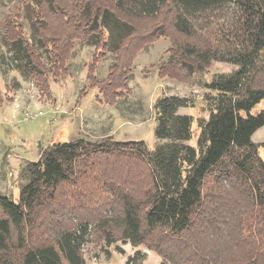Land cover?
<instances>
[{"label":"trees","instance_id":"obj_1","mask_svg":"<svg viewBox=\"0 0 264 264\" xmlns=\"http://www.w3.org/2000/svg\"><path fill=\"white\" fill-rule=\"evenodd\" d=\"M27 4L50 66L15 21L5 26L1 63L34 79L43 93L49 94L50 78L66 73L74 41L90 35L97 36V52L114 37L116 60L101 81L109 102L124 86L122 74L136 53L159 36L171 38L175 54V67H161V76L202 71L213 61L239 69L210 83L216 94L208 100L209 118L199 122L196 146L184 143L193 138L194 120L177 113L188 102L179 96L154 104L156 135L168 142L153 152L144 141L110 137L53 143L32 165L17 199L0 194V264H85V242L119 240L146 245L162 264H264V160L252 140L264 126V111L251 112L264 99V0ZM227 4L239 11L234 32L199 33L190 21ZM147 24L153 26L150 37ZM144 258L137 251L126 264H143Z\"/></svg>","mask_w":264,"mask_h":264},{"label":"rangeland","instance_id":"obj_2","mask_svg":"<svg viewBox=\"0 0 264 264\" xmlns=\"http://www.w3.org/2000/svg\"><path fill=\"white\" fill-rule=\"evenodd\" d=\"M28 2L0 0V194L12 199H17L29 183L32 165L55 142L81 138L98 142L110 137L119 141H144L151 152L166 144L168 140L156 135L154 112L155 102L163 96L187 99V106L179 108L177 113L193 117V138L184 143L196 146L201 133L199 122L209 118L208 100L216 94L209 88L210 83L219 75L239 69L231 62L213 61L202 71L183 72L180 77L161 76V67L169 66L171 71L175 67L170 64L175 54L171 38L159 36L136 53L131 70L122 74L120 81L124 86L109 102L101 81L108 77L116 60L114 37L107 33L108 47L97 52V36L90 35L74 41L66 73L57 80L50 78L49 94L43 93L34 79L17 69L6 71L1 63L2 55L7 52L3 39L5 26L15 21L33 38L44 63L50 66L49 51L34 35ZM238 16V8L227 4L212 14L190 17V21L199 33L214 30L222 37L223 33L235 31ZM145 28V37H150L152 24ZM95 54H100V59L92 80L89 66ZM261 111H264V99L251 110L253 114ZM252 140L260 146L259 155L264 160V126L254 133ZM137 251L145 254L143 264H162L155 251L146 245L133 246L130 241L85 242L81 252L85 264H126Z\"/></svg>","mask_w":264,"mask_h":264}]
</instances>
